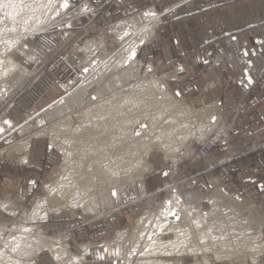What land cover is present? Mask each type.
<instances>
[{"label": "bare ground", "instance_id": "obj_1", "mask_svg": "<svg viewBox=\"0 0 264 264\" xmlns=\"http://www.w3.org/2000/svg\"><path fill=\"white\" fill-rule=\"evenodd\" d=\"M40 1L23 0L25 6L22 9L10 10L14 13L24 11L23 14L29 11V14L33 12L39 17V15L46 13L42 11L45 5H40ZM50 5L48 4L46 9L56 8L54 6L56 4L53 5L54 7ZM174 7H169L163 12L158 11L155 7L146 8L138 14L121 18L107 27L100 28L101 34L97 37L94 36L97 31L91 29V31L93 30L91 34H84L85 38L77 44V49L85 56L80 64L82 74L77 78V81L70 82L68 93L62 95L41 111L49 119H52L57 118L62 111H67L71 105H83L81 113L73 119V122L80 125V131L75 128L71 132L72 135L68 137L65 133L66 138L63 142L61 141V145L58 144L64 153L63 163L55 174L52 183L47 184L49 192L44 197L37 199L34 210L27 215L30 222L33 223L36 220L46 221L52 213L67 207H72L73 212L76 214L77 207L102 212L100 210L108 205H117V191H120L123 187L118 186L116 189L111 190L112 187H108L110 181L116 186L119 180L124 182L127 179L134 178L135 172L139 177L144 172L150 171L152 165L148 158L152 151L156 149L164 151L166 157L169 158L174 155V149L186 146L187 150L184 155H189L192 150V136L199 135L201 132L204 133L202 135H205L213 127L218 111L216 104H206L201 108H193L173 97L164 81L165 78L171 77L170 73L159 74L154 71L151 65L147 66V71L150 70L154 73L144 77L139 71L138 54L141 48L154 38L164 14ZM62 8H64L63 1H60L57 4V10ZM76 12L77 10H74L73 14ZM149 12L155 13V16L146 15ZM46 14L49 15V13ZM42 21L38 24L35 22L36 27L40 25L43 27ZM45 23L47 24V22ZM38 28L40 29V27ZM36 30L38 29L36 28ZM108 35L110 36L108 37ZM108 43L114 44L110 50L106 49ZM133 51L135 56L132 55ZM29 57L30 59L34 58L33 56ZM6 61L9 62L13 70L9 73L7 67L4 66L6 62L0 61V100L12 90V86L9 85L11 84L9 83L10 78L14 75L15 78L18 77L19 79L21 73L28 72L26 67H22L11 57L7 58ZM102 66L117 70L119 68L121 75L115 78L116 85L111 86L112 93L109 96L103 94L107 86L101 85L100 90L95 91L90 96V103L85 105L84 102L91 84L101 82ZM99 68H102V71H99ZM129 79L131 83H128ZM132 79L135 82L132 83ZM70 114L65 118L62 117L63 121L59 119L52 124L50 123L51 127L49 129L46 127L40 128L42 133L40 131L39 133L50 132L56 139L61 135L63 136L64 131L62 132V129H69L68 125L72 122ZM198 122L200 123L196 127ZM22 125L23 123L17 126L5 114L0 116V140L12 134L16 129L22 128ZM25 140L26 138H23L14 146L27 147L29 143L27 141L25 145ZM52 141L55 140L52 138ZM26 157V155L23 156V160ZM137 183L140 184L139 188L142 190L141 182L138 180ZM214 184L216 188L211 191L212 193H197L194 202L189 201L188 197L179 192V188L174 184L175 189L168 188L167 192L169 191V194L163 200L157 196V204L148 208L150 210L137 218L133 233L128 228L119 230L114 240L102 243L106 255L121 260L120 264H125L131 258L135 247L138 246L137 249L142 247L139 251L143 254L151 252V250L153 251L151 253L162 256L179 253L181 255L203 253L201 259L195 257V261L189 264H211L212 259L213 261H223L226 257L233 258V256H227L223 252V248L231 243L229 241L230 235H233V232L228 229L237 230L240 228V231L242 229V235L249 236L247 233H250L248 232L250 230L252 232L253 227H251L252 223L250 222H253L251 220L253 217L248 218V216L245 218L243 215L241 217L242 213H239L240 209L238 210L237 203L233 202H237L233 195L223 188L222 191H218L221 186L217 179H214ZM167 186L170 187L171 185ZM214 193L217 195L211 199V210L204 211L202 203L205 199L210 201L207 196H214ZM199 195L206 196L201 203L198 200ZM231 198L232 201H230ZM169 201H171L170 204ZM228 202H231L230 204H233V206L227 205ZM8 204V201L0 200V206L5 207ZM171 213L176 215L174 216ZM220 214L226 215L223 218L224 222H227L222 230L214 229L212 225L211 227L205 225L209 219H215V216ZM176 216H179V219H176ZM156 219L158 222L155 223L154 227L145 232L146 226ZM258 221H261L260 218ZM262 225L264 226V224ZM168 228L174 229L176 238L174 241L161 237ZM5 229L9 232L6 241L10 242L11 240V244L14 241L15 243L21 242L20 239L23 238V241L28 240L32 245L28 243L31 245V249H27L25 252V259L12 254L9 255L5 249L0 248V264H37L34 261L35 257L33 258L32 255L35 251L39 252L43 249H49L58 264H85L86 259L84 256L71 253L68 250L69 247L67 248L62 244L65 240L64 236H56L54 239L48 238L41 233L39 228L35 230V225L11 226L8 228L6 224H0V230L3 232ZM247 236L241 237L246 238ZM250 236L251 241L248 239L250 241L248 242L249 246L253 251H258L253 255L260 256L261 251H264V242L263 240L261 242L260 234L259 236L250 234ZM25 246L23 247L26 248L28 245ZM82 246L85 255L89 252V246L83 244ZM82 246L81 248H83ZM254 247H256V250ZM18 248L16 247V249ZM210 249L214 251L212 259L206 254ZM57 256H59V259H57ZM233 261L235 263V259ZM143 264H183V262L180 259L175 260V258L171 262L158 258L144 261Z\"/></svg>", "mask_w": 264, "mask_h": 264}, {"label": "rangeland", "instance_id": "obj_2", "mask_svg": "<svg viewBox=\"0 0 264 264\" xmlns=\"http://www.w3.org/2000/svg\"><path fill=\"white\" fill-rule=\"evenodd\" d=\"M53 1H55L56 3ZM60 1H63V0H47V1L41 0L40 5H45L42 8L43 9L42 11L49 13V15L46 14L45 12H42L45 14H42L41 16L39 15V17L38 15L34 14L32 11L31 12L33 14L31 12H30L31 14H29V11L28 13H25V14H23L24 11L16 14L12 12L10 8L6 10L0 9V61L6 62L4 63V66L7 67V69L9 70L8 71L9 73H11V71L13 70L9 62L6 61L7 58L9 57H11L13 60L18 62L22 67H26L28 71L23 74L21 73L19 79L18 77L15 78L14 75H13L14 78L13 77L10 78L9 83L11 84L9 85L12 86L11 87L12 90L0 100V116H2L3 114L7 115L9 118H11L14 121V123L17 126L23 123L22 128L16 129L12 134L0 140V157L4 156L7 152L14 151L20 154V161L22 162L23 156L26 155L28 157V152H29V148L31 145V139L33 137L39 138L41 140L44 139V140L50 141L54 152L57 154L56 162L53 164L52 168L49 170L46 176L38 180L37 182L38 188L36 189V193L31 194L30 196L25 197V198H20V197L18 198L15 196L16 191L14 189L13 191H11L12 195H9V196L0 195V200L8 201L9 203L5 207L0 206V224H6L8 228H10L11 226L20 227L23 225L24 226L25 225H29V226L35 225V230L39 228L41 230V233L48 238L54 239L56 236H64L65 240L64 242H62V244L65 245L67 248L69 247L68 250L71 253L84 256L86 259L85 264H120L121 260L113 259L110 256L106 255V252L104 250V246H102V243L105 241H110L112 239L114 240L117 237L119 230H124L128 228L130 229L131 233H133L134 227L137 224V218L141 216L144 212L150 210V209L145 210L143 204L134 205L129 208L127 207L120 211H114V212L113 210L115 209L116 204H113L111 206L108 205L105 208H102L104 209V210L102 209L100 210L102 212H95L91 209L87 210V208H85L86 209L85 210L84 207L82 208L77 207L76 214L73 212L72 207H67L65 209H61L57 212L52 213L50 215V218L46 221L36 220L35 222L32 223L27 219V215H29L34 210V205L37 199L44 197L49 192L47 184L52 183L55 174L60 169L63 163L62 161L64 158L63 156L64 153L61 150V147L58 146V144L61 145V141L63 142L66 137L71 136L72 135L71 132H73L75 128L80 131V128H79L80 125L76 122H73V119H75L76 115L81 113L82 111L81 108L83 107V105L81 104H78V105L74 104V106L71 105L67 109V111L66 110L62 111L57 116V118L54 117L52 119L51 118L49 119L46 116V114L41 110H43L46 106L54 102L56 99H58L62 95L68 93L70 91V88H69L70 82L77 81V78L82 74L80 64L84 60L85 56L81 51L77 49L76 46L78 43H80L85 38V35H90L93 30L94 31L96 30L97 32L95 31L96 33L94 34V36L97 37L98 35L101 34L100 30L103 27H107L111 23L121 18L129 17L133 14H138L142 10L149 8V7H155L158 11L163 12V11H166L169 7L175 6L174 8L176 9L177 8L176 5L178 4H186L192 1L191 0H166V2L161 6L160 5L157 6L155 4L150 3L146 5L145 7H142L137 10H132L126 14H121L112 20H107L104 22L99 21V17H98L100 14L99 10H100V7L102 6L103 0H100V1L99 0H69V7L67 8L64 7L62 9H59L60 10L59 11L57 10V4H59ZM48 4L49 5L52 4L50 6L54 5L56 8H53L54 9L53 10L49 6L50 8L48 10L46 9V6H48ZM50 9H51V12H50ZM175 9H169V11L166 13L169 14L173 12ZM74 10H77V12L73 14ZM6 13H13V15H7ZM38 19H40L41 21L43 20L42 21L43 27H41V25L36 27V23L38 24L41 22ZM37 20L38 22H36ZM45 22H47V24ZM33 27L35 28V30ZM38 27H40V29ZM36 28L38 30H36ZM91 29L93 30L91 31ZM109 36L110 35H108V37ZM155 37H156V34L154 38ZM152 40H150L149 42H151ZM113 46L114 44L108 43L106 46V49L110 50L113 48ZM29 56H33L34 58L30 59ZM146 60L147 59H143L141 55V50H140L138 54V61L140 63L139 71L142 76L144 75L147 76V74L150 75L154 73L150 70L147 71V66L143 64V61L145 62ZM105 66L104 67L102 66L103 69L99 68V71L101 69L103 70V71L101 70L102 74L100 75L101 82L92 83L90 88L88 89L89 91L86 97L87 101L85 99V102H84L85 105L87 103H90V96L95 91L100 90L101 85L107 86V88L105 89L106 91L103 92L104 95L109 96L112 93L111 86L116 85L114 80L116 77H120L121 72L119 68L117 70V69L106 68ZM151 66H153L154 71H156L155 66L152 64ZM156 72L162 75L165 74L164 72H160L159 70H157ZM45 73L51 74L53 76V79L60 84L59 94H57V96L53 100H51L49 103H47L46 105L43 106V104L40 103L35 109H32V110L21 108L20 106L17 107V104H19L20 98L23 95V93L28 89L30 90L33 87L34 83L37 80H39L41 76H43ZM76 74L78 75L76 76L74 80H70V82H66L68 79H73L74 75ZM113 75L115 76L113 77ZM167 78H170V77H167ZM167 78H165L164 81L166 85L168 86V83L166 80ZM17 79L18 81H16ZM257 81H259L258 82L259 85L257 88L259 91V89L262 87V83L260 79ZM133 82H135V80L132 79V83ZM128 83H131L130 79L128 80ZM258 91L257 92L255 91L251 93L250 95H247L246 92H244L243 95H244L246 102L241 101L234 105H230L228 103L226 104L228 108L227 118L229 122L232 120V118L235 115V112L240 108V106L245 107V111L241 113L236 119L235 130L232 134V141L230 145L227 148H220V149H225L227 153L219 156L214 161V163H211L210 165L214 166L218 164V160L222 156H227L228 158L233 157V160L228 162L226 165L219 166L215 168L214 170H212L211 174L218 180V182H221L224 188L229 193H231V195H233L234 199H236L237 202L235 201L233 202L237 203L236 205H238L239 207L238 210L240 209L239 213H242L240 216L242 217L243 215V217L245 218L248 216H249L248 218L253 217L251 219L253 222H250L252 223L251 227H253L252 232L250 230L248 231L250 233H247V234H249V236L250 234L257 235V236H259L260 234L261 236L260 240L261 242L262 240L264 242V226L262 225L264 224V180H263V188L259 190L255 188V185L253 183L240 184L236 176L230 177V175H228V172L230 169L229 167L231 165L241 164L246 161L248 164H250L249 159L252 157L253 153L256 154L257 152H260V153L264 152V140H262L260 135L255 132L250 139L245 140L243 143V148L246 151L249 150L250 152L244 151L245 152L244 154L242 153L236 154L232 151V147H231L233 140L235 138V132L238 128V121L240 117L247 111V109L250 106H256L260 101L259 96H258ZM174 96L177 99H179V97H177L176 95ZM254 99L258 100L256 104H252V101ZM221 109L218 107V111L216 112L217 116H215L216 121L209 132H211L212 129L217 124L218 119L221 114ZM69 114L72 118L71 119L72 122L71 124L68 125V127H70L69 129L68 128L62 129V132L64 131L63 136L61 135L59 138L56 139V137L50 132L48 133L46 132L48 135L46 133L41 134L42 133L41 129L45 127L49 129L53 122H55L56 120L58 121L59 119L62 120V117L65 118ZM26 121L28 122L26 123ZM142 123H143V120H142ZM199 123L200 122L197 123L196 127L199 125ZM39 131L41 133H39ZM208 133H206L201 139L194 138L191 141L192 150L189 153V155H186V156L184 155L185 151L187 150L186 146L182 148L180 146V148L174 149L175 151L173 152L174 155L169 157L170 159L166 157V153L164 151L160 149L153 150L148 158V160L150 161L152 165V169L150 171L144 172L143 175L139 177L137 176V173L135 172L134 178H131L130 180L127 179L124 182L119 180L116 186L115 184H113V182L110 181L108 184V187H112L111 190L116 189L118 186L125 188L128 185H132L139 180V182H141L143 192L145 190L149 192H156L159 189H165L166 191L161 190L158 193V196L160 197V199L163 200L169 194V191L167 192L168 188L170 189L176 188L174 187L175 185L173 184V182L170 181L169 176L170 175L173 176L174 171L177 168L180 167L186 170L188 164H193L185 160L186 158L190 157L192 153L194 152V147L196 146V142L202 140ZM64 134L67 136L65 137ZM201 134H204V133L201 132ZM53 136L55 137V139ZM23 138H26L25 145L27 144V141L29 143L27 147L19 148L18 146H14L16 143L20 142ZM52 138L55 141H52ZM155 153H157L158 155L156 157H153ZM27 157L25 160H27ZM178 158L180 159L179 161L177 160ZM204 161L205 160H202L200 162H204ZM226 166L228 167V169L223 170V167H226ZM248 170L251 172L253 171L252 168ZM164 173H167V175H165ZM147 174H152V175L162 177L161 182L159 183V186H158L159 188H157L156 190L149 189V187L146 185L145 180H144ZM204 175L205 174H202L201 176H204ZM167 185H171V186L168 187ZM218 191H222V187H220ZM216 195L217 194L214 193V196H210V195H209L210 197L207 196V198L210 199L209 202L205 201L206 200L205 195H199L198 200L200 201V203L202 202L203 199H205L204 200L205 202L202 203V207H203L202 209L204 211L211 210L212 208L211 199L215 197ZM230 201H232V198ZM230 203L228 202L226 204L228 205ZM230 205L233 206V204H230ZM241 210H243V212H241ZM256 211L259 213H257ZM223 216H226V215L220 214L219 216H215V219H209V221L205 225H208L209 227H211L212 225L214 229L222 230V227L227 225L226 224L227 222H224ZM259 218L261 221H258ZM156 222H158L157 219L151 222L149 225H147L145 228V232L150 231L154 227ZM256 223H259V224H256ZM228 230L229 231L231 230L233 232V235L232 234H231L232 236L230 235L229 241L231 243L229 245H226L223 248V252H225L227 256H233V258L226 257L225 260L223 261H215V260L213 261L212 256H214V251L213 249H210L208 252H206V254L212 259L211 264H264V251H261L260 256L256 257L255 255H253L255 253H258V251L257 252L253 251L251 247L249 246L248 242L251 241V238H249V236L245 235L247 236L246 237L247 239L241 237V236L245 237L244 235H242V229L241 231H240V228L237 230L229 228ZM8 235H9V232L6 229L3 230V232L0 230V248L5 249L6 253L9 255L12 254L14 256L23 258L25 256V252L27 251V249L28 250L31 249V245H32L31 242H29L28 240H25V241H28V242H25L22 240L23 238H21L20 240L21 242L23 241L22 244L24 243V245H22L21 242L15 243V241L12 242L11 244L10 243L11 240L10 242L6 241L8 240L6 238ZM2 236L4 239L2 238ZM161 237L166 240L174 241L176 239L175 234H174V229L173 228L166 229L161 235ZM248 239L250 241H248ZM28 243H30L31 245ZM19 244L22 246H20ZM82 244L89 246V252L85 255H84V250H83L84 247L82 246ZM23 246H25L26 248H24ZM81 246L83 248H81ZM16 247L18 249H16ZM137 248L138 246L135 247V250L131 258L125 264H143L144 261H147L150 259L151 260L158 259V258H162L163 260L167 262H171L175 258V260L176 259L182 260L183 264H189L190 262L195 261V257H198L199 259H201L203 255V253H199L198 255L197 254L196 255H192V254L181 255L179 253V254H171V255L162 256L157 253H151L153 252L152 250L151 252L143 254L139 251V249L142 247H140L139 249ZM254 248L256 250V247ZM12 249H16V250L14 251ZM219 250L222 251L221 248H219ZM35 252H34V255H32V257L33 258L35 257L34 261L37 264H58L57 260L54 258L53 254L51 253L49 249H43L39 252H36V253ZM20 253H21V256H20ZM23 259H25V257ZM233 259H235V263Z\"/></svg>", "mask_w": 264, "mask_h": 264}, {"label": "crops", "instance_id": "obj_3", "mask_svg": "<svg viewBox=\"0 0 264 264\" xmlns=\"http://www.w3.org/2000/svg\"><path fill=\"white\" fill-rule=\"evenodd\" d=\"M165 2L103 0L99 21L112 20L150 3L161 6ZM176 7L172 8L173 12L164 14L156 37L143 45L141 55L143 59L162 60L160 72L171 74L166 80L173 97L181 96L179 99L193 108L213 103L221 109V103L246 102L245 90L260 79V101L240 117L231 145L234 153L244 154L243 143L254 132L264 140V0H194ZM211 58L222 59V62L206 64L205 60ZM231 76L237 77L236 83L231 82ZM59 89L60 84L45 73L23 93L17 107L32 110L40 103L44 106L59 94ZM225 97L228 102H223ZM203 136L194 135L191 140ZM226 153L225 149L217 148L204 162L188 164L187 174L205 170ZM56 155L50 141L33 137L27 160L21 162L20 154L14 151L1 156L0 195H12L14 189L18 198L36 193L38 180L52 168ZM249 163L231 165L228 175L236 176L240 184L253 183L260 190L264 180V152L253 153ZM251 168L252 172L248 170ZM226 169L227 166L223 167ZM160 177L147 174L144 180L149 189L156 190ZM198 182L206 185L204 176L199 177Z\"/></svg>", "mask_w": 264, "mask_h": 264}, {"label": "built area", "instance_id": "obj_4", "mask_svg": "<svg viewBox=\"0 0 264 264\" xmlns=\"http://www.w3.org/2000/svg\"><path fill=\"white\" fill-rule=\"evenodd\" d=\"M218 62H222V59L211 58L205 60L206 64H211V65H214ZM143 64L146 66L151 64L154 65L156 71L157 70L160 71V68L163 66L162 60L158 58H154V59L148 58L145 62L143 61ZM77 75L78 74L74 75L73 79H68L66 82H70V80H74ZM145 76L146 75H144V77ZM231 81L236 83L237 77L232 76ZM258 82L259 81H257L255 84H253V86H251L245 91L247 95H250L255 91L256 92L258 91L257 89L259 85ZM177 97L182 98L181 96H177ZM226 101H228L227 98L223 100V102ZM257 101H258L257 99H254L252 101V104H256ZM215 103H218V101ZM220 107L223 110L221 109V117L218 119L217 124L212 129V131L209 132L202 140L200 141L196 140L197 142H196V146L194 147V152L190 157L186 158L185 161L190 163H198L202 160L209 158L212 152L217 148H227L230 145L232 141V134L235 130L236 119L241 113L245 111V107L240 106V108L235 112V115L230 122L227 118L228 108L226 104L221 103ZM231 160H233V157L228 158L227 156H222L221 158H219L218 164L214 166L210 165L205 170L194 172L192 174H187L185 169L179 167L174 171L173 176L172 175L169 176V179L179 188V192H182L183 195L187 196L189 201L194 202L196 200L197 193L207 194L208 192H211L216 188L214 184V179L216 178L211 174V171L219 166L226 165ZM202 174H205L204 176H205L206 185L198 182V178ZM219 185L226 192H228L221 184V182H219ZM139 187L140 184L136 182L132 185H128L127 187L121 189L120 191H117L118 204L115 205V209L113 210V212L120 211L127 207L129 208L131 206L138 204H143L145 210L151 208L152 206L156 205L158 202L157 201L158 193L161 190H165V189H159L156 192H149L145 190L144 192H142V190H140ZM205 201L209 202L208 200Z\"/></svg>", "mask_w": 264, "mask_h": 264}, {"label": "snow or ice", "instance_id": "obj_5", "mask_svg": "<svg viewBox=\"0 0 264 264\" xmlns=\"http://www.w3.org/2000/svg\"><path fill=\"white\" fill-rule=\"evenodd\" d=\"M24 3L23 0H0V9H22L24 7ZM63 7L67 8L69 7V0H63ZM7 15H13V13H6ZM18 14V13H16ZM146 15L149 16H155V13L149 12L146 13ZM133 56H135V52L133 51L132 53ZM181 71H183V68L181 67L180 69ZM249 81H251V77H248ZM165 175H167V173H164ZM32 183H35L34 181ZM115 194V193H113ZM171 203V201H169V204ZM172 215H176L175 213H171ZM45 218H46V214H45ZM176 219H179V216H176ZM27 231V229H26ZM15 251V249H13ZM57 259H59V256H57Z\"/></svg>", "mask_w": 264, "mask_h": 264}]
</instances>
